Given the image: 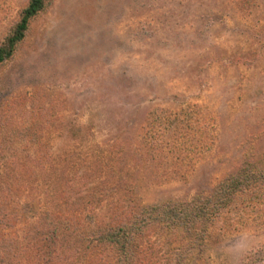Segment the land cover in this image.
<instances>
[{
    "label": "rangeland",
    "instance_id": "374dc122",
    "mask_svg": "<svg viewBox=\"0 0 264 264\" xmlns=\"http://www.w3.org/2000/svg\"><path fill=\"white\" fill-rule=\"evenodd\" d=\"M27 2L0 0V44ZM262 162L264 0H50L0 64V264H123L82 236ZM46 209L67 230L43 249ZM250 218L197 242L150 222L123 259L264 264Z\"/></svg>",
    "mask_w": 264,
    "mask_h": 264
},
{
    "label": "trees",
    "instance_id": "16d2710c",
    "mask_svg": "<svg viewBox=\"0 0 264 264\" xmlns=\"http://www.w3.org/2000/svg\"><path fill=\"white\" fill-rule=\"evenodd\" d=\"M49 2L28 0L11 32L0 44V64L13 54L17 43L25 37L30 20ZM248 166L236 170V173L219 182L204 199H192L189 203L130 205L125 208V215L129 212L126 217L114 212L105 223L98 222L92 230L86 229L90 232L85 231L86 235L82 239L105 251L109 250L116 262L126 264L123 257L134 251L136 238H141L144 226L150 222L173 226L186 234L185 242L203 241L210 223L220 230L240 227L250 217V220L258 224L264 223V162ZM65 224L59 214L46 209L43 216L35 221L33 234L38 241L34 245L43 249L57 245L64 239L67 230L63 229Z\"/></svg>",
    "mask_w": 264,
    "mask_h": 264
}]
</instances>
